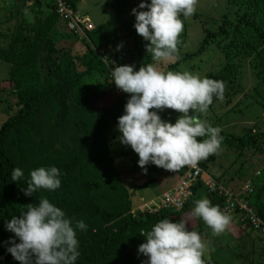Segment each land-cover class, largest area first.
Returning <instances> with one entry per match:
<instances>
[{"label":"trees","instance_id":"1","mask_svg":"<svg viewBox=\"0 0 264 264\" xmlns=\"http://www.w3.org/2000/svg\"><path fill=\"white\" fill-rule=\"evenodd\" d=\"M61 1L80 17L76 10L80 0ZM231 1L226 0V9ZM239 7L244 13L236 11L235 21L225 9L216 13L211 22H199L202 42L196 50L181 55L175 65L190 56H198L208 44H214L222 53L221 63L215 64V69L206 75L224 83L222 99L213 97L208 108L212 109L217 103L230 105L243 92L242 71L246 67L245 60L250 58L247 67L252 69V84L237 103L231 104L225 115H247V111L256 110L261 115L253 121L259 120L262 126L244 124L237 133L221 131L220 145L223 147L219 149L224 148L222 158L216 152L197 164L201 175L192 179L187 191L189 198L181 207L148 213L147 210H134L132 192L153 187L164 180L171 182L169 187L173 189L188 166L171 172L150 164L148 173H143L145 183L136 187H127L123 183L122 173L115 165L117 160L125 161L124 173L131 172L129 177L142 170L136 163L138 156L118 140L117 117L123 114L126 103L120 94L127 93L112 83L110 69L114 65L112 62L122 65L119 63L122 56L127 59L125 65H134V70L140 65L120 50L111 54L115 51L112 40L120 38L117 27L93 24L90 31L75 36L83 46L76 53L65 47L62 38L67 37V33L57 30L63 23L66 28V21L56 13L52 0H5L0 5V66L6 70L8 83L7 89L0 85V110L5 116L0 123V264H19L5 250L8 245L4 242L12 233L5 230L4 221L26 210L27 204H37L41 197L61 208L66 217L73 221L83 220L87 225L85 230L76 232L79 257L75 264H142L146 257L137 252L138 245L144 242L140 234L166 217L172 222L184 220L187 228L205 235L206 224L191 215L193 201L206 197L222 210L225 197L218 187L230 190L233 195L238 193L253 215L264 222V0H249L246 6L239 3ZM193 17L198 18L196 14ZM127 25L128 22H123L122 27ZM60 40L62 42L58 43ZM182 44L180 38L178 46ZM106 97L111 98V103L99 106ZM221 120L218 117L214 121ZM170 122L174 123V120ZM111 138L115 140L111 142ZM110 143L116 149L115 154ZM248 153V159H254V163L242 159ZM222 161L230 165L240 163L230 178V182L237 179L235 188L226 186L223 178L226 172L221 173ZM128 164H131L129 170ZM215 164L217 168L213 169ZM246 164L251 168L248 169ZM41 166H55L60 170V187L52 191L40 189L32 196H25L22 189L27 187L25 182L30 170ZM13 168L23 172L16 182L10 180ZM253 170L257 175L247 182L244 175ZM205 174L214 182V190L205 185ZM246 183L249 188L241 193ZM235 214L236 218L228 225L230 229L233 227L247 235L255 232L252 237L259 235L264 240L252 228L247 213L242 217L238 216L240 212ZM189 215L194 226L188 222ZM205 242L209 251L205 256L210 259V264L218 263L214 249L217 253L227 250L234 260L240 259L241 264L243 260L247 264H264L256 263L253 257L234 254L235 247L229 243ZM262 253L259 256L263 257L264 250Z\"/></svg>","mask_w":264,"mask_h":264},{"label":"clouds","instance_id":"2","mask_svg":"<svg viewBox=\"0 0 264 264\" xmlns=\"http://www.w3.org/2000/svg\"><path fill=\"white\" fill-rule=\"evenodd\" d=\"M196 4L197 0H140L130 10L133 28L147 41L145 49L154 63L137 70L134 65H114L110 69L112 83L129 94L123 114L117 117L119 143L129 146L138 156L136 163L145 173L148 164L171 172L184 166L195 168L217 152L223 139L218 126L192 113H206L213 97L222 99L224 83L187 70L161 71L156 66L179 59L178 36L183 30L180 17H190ZM120 47L118 44L117 50ZM164 109L179 113L174 123L161 119L159 111ZM60 175L55 166L32 169L22 191L25 196H32L40 189L55 190L60 187ZM22 176L20 168H13L10 180L16 182ZM171 189L167 188L161 197ZM218 190L225 197L222 210L206 197L194 200L191 209V215L200 218L206 229L209 227L217 235L236 218L235 212H226L231 197L221 187ZM141 209L157 213L162 208L149 204L141 205ZM240 213L238 216L242 217L246 212ZM86 227L83 220L73 221L61 208L41 197L37 204H27L26 210L4 221L5 230L12 233L4 242L8 245L5 250L19 264H75L79 257L76 232ZM140 235L144 242L138 245L137 252L146 257L142 264H210L205 256L206 242L197 231L187 228L184 220L160 219Z\"/></svg>","mask_w":264,"mask_h":264},{"label":"rangeland","instance_id":"3","mask_svg":"<svg viewBox=\"0 0 264 264\" xmlns=\"http://www.w3.org/2000/svg\"><path fill=\"white\" fill-rule=\"evenodd\" d=\"M5 0H0V5L4 2ZM43 2H47L48 0H41ZM249 0H233L231 1V5L229 9H226V0H197L196 4V10L195 12L188 18L182 17L181 19L184 21V26L182 30V36H178V41L181 38L183 41V44L181 46H178V56L180 57L181 55H185L188 52H192L196 50L199 47V44L202 42L201 41V31L202 28L199 26V22L202 23L204 21L205 23L211 22V19L213 16H216V13H219L220 10H227V13L230 15L232 14V17L230 18L232 21H235V12L239 11L244 13V9L239 7V3H242L246 6V2ZM149 0H145V3H148ZM140 3V0H80L77 4V13L80 14V17L86 18L90 22L91 25L93 24H112L115 27H117V34L120 38H116L113 41L112 47L115 48V51H112L114 53H117L119 50L123 52V54L126 56L130 55L134 59L135 64H139L140 66L145 65L146 61L149 59L147 64L154 63L151 57V54L146 52L145 45L147 44V41H144L142 37H140L134 30L133 28V23H134V16L130 14V10L137 6ZM139 10H146V9H138ZM226 13V12H223ZM196 14L198 16L197 19L193 17V15ZM201 19V20H200ZM123 22H128V25L126 28H123ZM64 24V23H63ZM59 24L57 26V30L59 33L66 34L67 37L62 38L63 42H65V47L72 48L74 52H79L83 49V46L79 44L76 40L75 36H78L72 32L69 31V29L65 28V25ZM196 24V26H192ZM208 26V25H207ZM210 26V25H209ZM69 32H66V30ZM187 30V32H186ZM186 33V34H185ZM126 34H130L129 37H127ZM132 35V36H131ZM60 39V38H59ZM62 40H60L58 43H61ZM121 45L119 50L117 49V45ZM127 52H126V51ZM119 59L122 65L128 64L127 59L124 58ZM222 59V53L216 48L214 44H208L205 50L199 54L198 56H190L187 60L184 62L179 63L178 65H175L178 60L175 62H160L156 66L158 70L161 71H190L195 74H199L201 77H206V75L209 73V71L215 69V64L221 63L220 61ZM250 58L246 59V67L242 71V78H244V84H243V92H245L248 89V86H251L252 80H253V75L251 72V67H247V64L249 63ZM114 65H117L116 62H112ZM113 65V66H114ZM174 65V66H173ZM140 66L135 68L137 70ZM173 66V67H172ZM169 68V69H168ZM7 74L6 70L0 66V85L2 88L7 89L8 83H7ZM243 92L235 97L233 102L231 103H237ZM124 98V100L127 99L129 94H120ZM111 98L106 97L104 101L102 102L101 105H108L111 103ZM230 105H220V103H217V105H214L212 109H208L206 113H196V117L199 119H205L208 122H210L212 125H220L219 128L221 131H226V132H232V133H237L244 124H250V125H258L262 126V123L257 120L253 121L255 117L261 115V113H256V110H250L247 111L245 114L247 115H240V114H227V110L230 108ZM159 111V110H158ZM170 114L169 116L167 114ZM177 112H169L168 110H163L159 111V115L162 120H170L172 121L177 118L176 116ZM200 116V117H198ZM4 114L0 110V123L4 121ZM175 117V119H174ZM221 117L222 120L219 121L218 123H215L214 121L216 118ZM256 119V118H255ZM217 125V126H218ZM245 126V125H244ZM114 132V131H112ZM109 136H111V133H108ZM112 140H115L111 138ZM223 147V145H220ZM110 148L112 153H116L115 147H113L112 143H110ZM224 148L218 149L217 152H219L218 157L223 156V151ZM250 153H248L247 156H245L242 159H245L244 161L247 160V163L251 164L254 163V159H248L250 158ZM124 164V165H123ZM223 167L222 171L226 172V175L223 177L224 181H226V186L228 188L236 187L237 184V179L234 180V182H230V178L235 175L234 172L237 171L239 164L237 163L233 165V163L230 165L229 163H226L225 161H222ZM116 167L118 170L121 171L122 175L121 178H123V183L127 185V187H136L139 186L143 183L146 182V178L144 177L143 173L144 172H134L133 177H129V173L126 171V164L125 161L122 160H117L115 163ZM150 164L146 165V173H148ZM131 167V164L127 165V168ZM230 167V168H229ZM246 167L248 169L251 168L250 165L246 164ZM217 168V164L213 165V169ZM254 171V170H253ZM132 174V173H131ZM228 174V175H227ZM201 175V174H200ZM255 171L253 173H246L244 175L246 181L251 182L253 178H255ZM240 178L241 176L238 174L237 176ZM133 178H135L133 180ZM204 183L207 185V187L211 186L212 183H214L207 174L204 175ZM171 182L168 181H163L161 183H156L153 187H143L135 192L133 191V196H132V202L134 205V210L141 212V205L148 206L150 203H155L157 198L161 197L162 193L166 191V189L169 187ZM249 184L246 183L244 187L241 188L240 192L244 193L248 190ZM224 194L230 197H238V193L236 195H233L230 190L225 188ZM233 216V215H232ZM231 216V217H232ZM188 222L190 226H194V221L192 220V216L189 215L187 217ZM189 227V226H188ZM255 234V232H253ZM203 235L201 234V237L204 241H209L211 240L214 244H225L229 243L230 245H234L235 247V253L234 254H241V256H249L253 257L255 259V262H261L264 263V255L263 257L259 256V254H263L262 251L264 250V240H262L259 235L258 237H252L253 235H247L245 232H241L238 229H235L233 227H226L225 231L220 233V234H213L212 230L208 227ZM253 238H256L253 240ZM237 239V240H236ZM208 249L206 248V252L208 253ZM224 252V253H223ZM221 253H217V250L214 249V254L216 258L218 259L217 264H241L242 262L240 259L239 260H234L232 255L229 254L227 250H223ZM239 261V262H238ZM254 262V261H253ZM242 264H247L243 260Z\"/></svg>","mask_w":264,"mask_h":264},{"label":"built area","instance_id":"4","mask_svg":"<svg viewBox=\"0 0 264 264\" xmlns=\"http://www.w3.org/2000/svg\"><path fill=\"white\" fill-rule=\"evenodd\" d=\"M55 6L56 13L59 17L66 23V27L70 32L76 35H82L83 31H90L92 25L86 18L79 17L74 14L73 11L69 10L67 6L61 0H52ZM172 111V109H166ZM201 173L198 166L195 168L191 167L182 176L179 183L171 189L169 192L165 193L157 203H150V207L156 208H179L189 198L188 186L190 185L193 178L197 177ZM211 190H214V183L209 186ZM229 204L226 208V212H246L252 228L260 233L264 237V222L256 218L252 211L247 208L246 204L239 197H231V200L227 201Z\"/></svg>","mask_w":264,"mask_h":264}]
</instances>
